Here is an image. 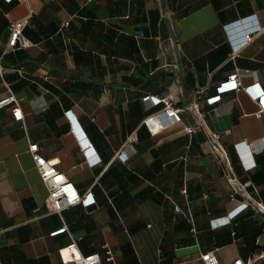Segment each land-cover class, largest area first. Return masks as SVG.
<instances>
[{
	"label": "crops",
	"instance_id": "0c3cea01",
	"mask_svg": "<svg viewBox=\"0 0 264 264\" xmlns=\"http://www.w3.org/2000/svg\"><path fill=\"white\" fill-rule=\"evenodd\" d=\"M15 18L30 45L8 44ZM0 59V97L11 90L22 113L0 107V264H71V242L93 264L264 252V212L229 170L264 205V0H0ZM233 72L242 85L218 91ZM153 96L179 120L150 132L143 118L163 105ZM131 134L133 149L117 153ZM30 143L91 202L49 211Z\"/></svg>",
	"mask_w": 264,
	"mask_h": 264
},
{
	"label": "built area",
	"instance_id": "2783aa9c",
	"mask_svg": "<svg viewBox=\"0 0 264 264\" xmlns=\"http://www.w3.org/2000/svg\"><path fill=\"white\" fill-rule=\"evenodd\" d=\"M23 26L24 21L22 19L15 18L9 21L8 44L11 47L27 46L31 44V41L23 34ZM258 30V27L253 30L244 29L242 40L238 45H234V48L230 51V58H233L239 46L251 40L252 37L258 32ZM2 71L3 64L0 59V73H2ZM241 85V80L237 72H233L227 79H225L219 84V86H217V90L222 91L226 89L237 88ZM246 87L253 88L258 97L262 95V90L259 88V85L256 82L249 84ZM217 98L218 95H214L209 97L208 100L213 101ZM153 102L155 104L163 102V105L159 109L153 111L143 118V123L147 126L150 132L158 131L165 126L179 120V108L175 107L170 100L158 96H153ZM4 105L10 106L11 112L15 118H20L22 116L18 104V98L12 93L11 90H9L8 94L0 97V107ZM184 128L188 132L194 130V127L192 126H185ZM209 137L211 140H214L213 135H210ZM135 138L136 137L134 134L129 135L124 146L120 148L117 153L124 154L129 150H132V142L135 140ZM84 144L85 142H83V145ZM233 147L244 170H248L254 166L255 162L253 160L250 148L243 140L236 141L233 144ZM28 150L33 158L34 166L39 174L40 180L46 186L47 196L45 198V204L49 211L60 212L62 209L75 203L88 204L91 202V200L93 199L91 193H80L63 172L57 169L47 158L43 157L38 152V147L35 143H30L28 146ZM218 151L226 159L223 150L218 147ZM229 170L231 175L230 179L237 190H240L247 198V200L254 204L256 209L264 212V205H262L258 200H256L246 192L245 188L251 184V180L248 178L241 182L232 173L231 168H229ZM64 228L65 226L55 229L51 232V234L62 231ZM105 252L106 259H112L111 249L106 246ZM199 258L200 264H221L219 262L215 249H210L202 252L199 255ZM261 258H264V252L250 256L247 259L237 257L228 264H264V260H260ZM97 259V254H81L76 248L74 242L66 245V252L62 256V260L64 262H70L71 264H93Z\"/></svg>",
	"mask_w": 264,
	"mask_h": 264
}]
</instances>
